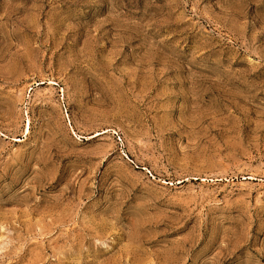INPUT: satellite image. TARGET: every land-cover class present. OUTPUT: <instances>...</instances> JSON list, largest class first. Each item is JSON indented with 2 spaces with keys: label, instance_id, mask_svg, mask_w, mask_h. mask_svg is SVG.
I'll return each instance as SVG.
<instances>
[{
  "label": "rangeland",
  "instance_id": "rangeland-1",
  "mask_svg": "<svg viewBox=\"0 0 264 264\" xmlns=\"http://www.w3.org/2000/svg\"><path fill=\"white\" fill-rule=\"evenodd\" d=\"M0 264H264V0H0Z\"/></svg>",
  "mask_w": 264,
  "mask_h": 264
}]
</instances>
